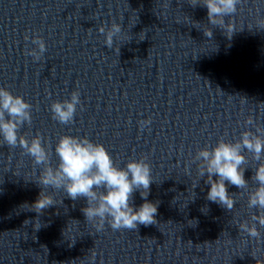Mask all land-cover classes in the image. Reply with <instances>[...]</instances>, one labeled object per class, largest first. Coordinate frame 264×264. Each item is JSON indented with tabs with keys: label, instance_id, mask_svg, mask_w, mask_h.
Here are the masks:
<instances>
[{
	"label": "clouds",
	"instance_id": "clouds-1",
	"mask_svg": "<svg viewBox=\"0 0 264 264\" xmlns=\"http://www.w3.org/2000/svg\"><path fill=\"white\" fill-rule=\"evenodd\" d=\"M239 3L240 0H202V3L201 0H191L190 2L193 7L197 4L206 6L210 24L223 29L229 39L235 32V28L234 25L225 22V17H232L237 12ZM257 24L264 29V19L258 20ZM98 31L105 35V45L111 49L114 37L121 33L122 28L120 24L113 22L107 31L103 26ZM204 35L211 38L212 30L204 31ZM32 43L38 46V50L27 51L26 55L39 61L46 51L45 42L37 36ZM116 52L119 53V48ZM80 103V94L77 91L72 92L70 99L53 102L51 104L52 118L61 124H70ZM31 109L32 105L22 96L13 95L6 88L0 87L2 143L13 148L19 146L33 159L34 164L43 165L36 180L42 187V191L31 206L25 205L29 211L42 214L45 209L56 205L54 196L46 189H63L74 201L81 197L86 198L87 207L83 208L82 212L86 220L94 224L97 231L104 229L105 222L112 230H135L138 225L149 226L157 223L155 217L159 202L153 203L147 200L150 185L154 180L151 166L146 162V158L130 159L125 167L121 168L115 164L102 144L94 143L87 137L63 135L55 145L58 164L53 167L50 163L49 151L42 144L40 135H36L29 141L26 136L19 134L24 124L30 125L32 122ZM150 123V119L141 121V128ZM246 123L252 124L253 121L249 119ZM245 150L252 154L255 161H261L264 158V132L260 128L256 129V133L248 130L242 132L240 139L235 142L221 138L214 147L205 146L198 150L195 157L196 161H200L198 175L204 177L207 173L205 182L210 185L207 200L227 210L234 208L236 199L234 194L228 192L225 182L239 189L247 188L248 181L244 177L245 167H243L247 162V157L243 154ZM186 172H189L188 168ZM213 176L218 179L214 180ZM251 180L257 186L248 192L247 206L258 212L251 216V220L264 226V162L259 163L255 168ZM136 191L140 192L144 200L138 208H135L132 203L133 193ZM205 209L207 211V208ZM238 227L241 232L247 233L251 238L261 236L255 223L250 225L247 221L238 222Z\"/></svg>",
	"mask_w": 264,
	"mask_h": 264
}]
</instances>
